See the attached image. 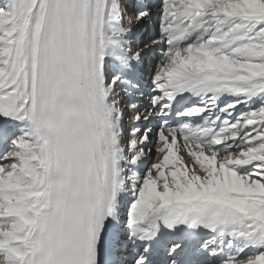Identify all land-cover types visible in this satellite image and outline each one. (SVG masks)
Instances as JSON below:
<instances>
[{
	"label": "snow or ice",
	"instance_id": "obj_1",
	"mask_svg": "<svg viewBox=\"0 0 264 264\" xmlns=\"http://www.w3.org/2000/svg\"><path fill=\"white\" fill-rule=\"evenodd\" d=\"M0 264H264V0H0Z\"/></svg>",
	"mask_w": 264,
	"mask_h": 264
},
{
	"label": "rangeland",
	"instance_id": "obj_2",
	"mask_svg": "<svg viewBox=\"0 0 264 264\" xmlns=\"http://www.w3.org/2000/svg\"><path fill=\"white\" fill-rule=\"evenodd\" d=\"M155 1V0H154ZM127 120V117L125 118ZM127 123V122H126Z\"/></svg>",
	"mask_w": 264,
	"mask_h": 264
},
{
	"label": "bare ground",
	"instance_id": "obj_3",
	"mask_svg": "<svg viewBox=\"0 0 264 264\" xmlns=\"http://www.w3.org/2000/svg\"><path fill=\"white\" fill-rule=\"evenodd\" d=\"M155 2V1H154ZM126 122H127V120H126Z\"/></svg>",
	"mask_w": 264,
	"mask_h": 264
}]
</instances>
